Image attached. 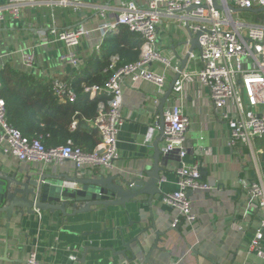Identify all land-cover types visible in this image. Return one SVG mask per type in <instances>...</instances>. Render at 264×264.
Returning <instances> with one entry per match:
<instances>
[{"label":"crops","instance_id":"0c3cea01","mask_svg":"<svg viewBox=\"0 0 264 264\" xmlns=\"http://www.w3.org/2000/svg\"><path fill=\"white\" fill-rule=\"evenodd\" d=\"M68 1L72 4L67 7L41 4L23 8L14 15L4 8L6 1L0 0V12L4 16L0 23V71L5 68L20 73L35 83L47 84L53 79H61L69 85L74 77L82 74L89 59L104 54L106 38L118 33L119 28L104 38L98 33L84 37L74 49L77 67L59 62L64 47L51 43L55 37L52 32L89 27L102 17L99 5L114 9L121 2L133 1L142 7L148 0ZM79 1L81 4L77 5ZM233 13L239 20L247 21L253 17L255 22L257 20L252 12ZM113 14L109 13V16ZM186 32L175 28L172 21H164L157 29V50L161 56L172 62L183 61L187 48L182 43L189 39ZM46 36L49 44L35 45ZM26 51L35 57L31 70L21 63V54ZM112 59L119 58L112 56ZM151 68L161 71L157 64ZM174 77V73H167V85L162 91L146 83L139 90H124L123 121L117 143L119 158L111 168L85 166L77 169L72 162L44 168L18 162L0 151V175L14 177L20 182L28 177L35 181L44 176L61 177L74 189L81 188L68 181L75 176L142 177L148 181L145 172L153 164L155 145L160 150L164 146L157 125L159 104ZM195 91L199 92L195 94ZM187 94L185 114L190 124L185 135L187 153L183 162L200 164L201 170L205 171L202 182L211 187L210 191H191L188 196L196 217L192 226L181 223L173 229L171 224L177 211L161 202L164 195L178 190L176 173L180 160L176 153H171L166 162L169 172L162 174L163 179L157 185L161 194L153 198L151 205L127 203L124 208H108L106 212L99 207L91 208L89 213L68 218L58 212L36 211L33 217L12 216L8 230L4 228L5 215H0V264H24L30 254L43 264H264L255 255H241L247 249L251 233L227 227L228 223L234 222L245 198L239 180L254 182L264 177L263 164L259 166L260 161L245 147H228L229 130L225 122L210 117L213 107L206 90H199L193 84ZM171 98L172 93L164 110ZM88 125L94 128L91 123ZM150 130L151 138L147 140ZM257 149L263 154L261 148ZM72 211L68 206L66 212L71 214Z\"/></svg>","mask_w":264,"mask_h":264},{"label":"built area","instance_id":"2783aa9c","mask_svg":"<svg viewBox=\"0 0 264 264\" xmlns=\"http://www.w3.org/2000/svg\"><path fill=\"white\" fill-rule=\"evenodd\" d=\"M5 1L4 8L14 15H18L23 8L41 4L61 7L72 4L68 0ZM216 2L221 9L213 7V0H148L142 7L133 1H124L114 9L99 5L102 17L89 27L80 26L59 33L53 31L55 37L51 43L64 47L59 62L65 66L77 67L78 59L74 49L84 37L98 33L104 38L121 26L140 38L139 56L135 62L126 64H121L119 59H112L108 67L110 76L105 82L100 86L85 88L92 97H106V102L98 105L97 116L89 122L100 136V143L93 151L84 153L73 146L71 141L57 147H46L40 137L22 136L18 130L7 125L5 102L1 98L0 151L18 162L38 164L44 168L65 162L74 163L77 169L85 166L111 168L119 158L117 143L123 121L121 109L124 90H139L146 83L162 91L167 85V73L178 74L172 88L171 101L163 111V151L166 155L176 153L180 160L176 173L178 190L164 195L161 202L177 211V217L171 224L173 229L181 223L192 226L196 217L191 211L188 192L210 191L211 187L202 182L200 164L189 165L183 162L187 153L185 135L190 124L185 109L191 86L196 84L199 90L208 92L213 107V115L210 117H217L226 123L229 148L242 146L256 157L261 155V151L254 149V143L264 139V12H252L257 20L248 22L236 19L230 9L261 10L264 9V0ZM80 4L81 1L77 3ZM109 13L114 14L110 17ZM3 20L4 16L0 12V23ZM164 21H172L175 28L192 34L202 32L198 41L199 50L188 54L181 71L182 61L165 59L157 50V29ZM49 43L46 36L35 45ZM21 63L27 70L33 69V53L23 52ZM154 64L159 65L160 72L151 68ZM50 84L53 95L59 101L74 102L75 94L66 81L53 79ZM1 85L0 79V88ZM198 92L195 91V94ZM76 124L77 121L73 120L70 129H75ZM151 133L152 130L147 140H150ZM239 187L245 198L234 222L228 223L227 227L237 232L247 230V233H251L247 249L241 253L242 257L255 255L264 261V177L254 182L239 180ZM24 264L43 263L34 254H30Z\"/></svg>","mask_w":264,"mask_h":264},{"label":"trees","instance_id":"16d2710c","mask_svg":"<svg viewBox=\"0 0 264 264\" xmlns=\"http://www.w3.org/2000/svg\"><path fill=\"white\" fill-rule=\"evenodd\" d=\"M140 44L138 36L123 26L118 33L107 37L104 54L89 59L82 74L69 82L75 94L73 103L59 101L50 83L31 82L28 77L4 68L0 71V98L5 102L7 125L24 137H40L46 147L71 141L82 152L90 153L100 143V136L88 123L97 116L98 105L105 103L106 97H92L85 88L105 82L110 76L108 67L112 56H117L121 64L135 62ZM73 120L77 124L71 130Z\"/></svg>","mask_w":264,"mask_h":264},{"label":"water","instance_id":"95a60500","mask_svg":"<svg viewBox=\"0 0 264 264\" xmlns=\"http://www.w3.org/2000/svg\"><path fill=\"white\" fill-rule=\"evenodd\" d=\"M213 7L217 10L221 9L216 0H213ZM230 9L233 12H264V9L256 11ZM201 34L202 32L192 34L187 31L190 40L182 43V46L187 49L180 71L185 67L188 54L199 50L198 41ZM177 78L178 74L175 75L159 104L157 125L163 139V111ZM168 156L155 145L152 158L153 164L149 171L145 172L148 181H145L142 177L125 179L112 176L106 178L92 177L91 175L84 178L75 176L68 179L69 182L79 184L80 189L71 188L67 180L64 181L61 177L44 176L36 181L28 177L24 182H20L14 177L0 175V215L6 217L4 228L8 230L12 216L21 219L25 216L33 217L36 211L50 214L58 212L63 217L68 218L89 213L91 208L99 207L106 212L108 208H124L127 203L140 204L144 202L151 205L153 198L161 194L157 185L163 179L162 174L169 172L166 164ZM201 172L202 175L205 174L204 170ZM190 193L191 191L188 192V196ZM144 197L146 199H143ZM79 204H82V206H79ZM68 206L73 209L71 214L66 212Z\"/></svg>","mask_w":264,"mask_h":264},{"label":"rangeland","instance_id":"374dc122","mask_svg":"<svg viewBox=\"0 0 264 264\" xmlns=\"http://www.w3.org/2000/svg\"><path fill=\"white\" fill-rule=\"evenodd\" d=\"M261 16V15H259ZM254 18V17H253ZM248 19L247 21L248 22H255V19ZM261 148L263 151H264V139L262 140H258L256 143H254V149H257V148ZM249 153L251 154V152L249 151ZM256 159L260 162H258V165L261 166L263 164V171H262V174L264 175V152L263 154L261 155H257L256 156ZM262 162V163H261Z\"/></svg>","mask_w":264,"mask_h":264}]
</instances>
